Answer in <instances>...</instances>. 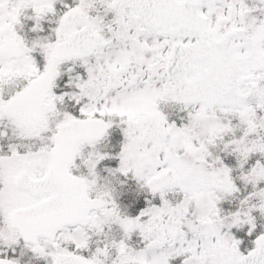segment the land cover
Returning a JSON list of instances; mask_svg holds the SVG:
<instances>
[{"label":"snow or ice","instance_id":"snow-or-ice-1","mask_svg":"<svg viewBox=\"0 0 264 264\" xmlns=\"http://www.w3.org/2000/svg\"><path fill=\"white\" fill-rule=\"evenodd\" d=\"M0 264H264V0H0Z\"/></svg>","mask_w":264,"mask_h":264}]
</instances>
